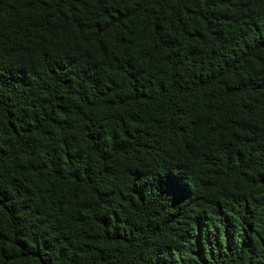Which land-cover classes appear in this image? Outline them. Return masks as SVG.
Wrapping results in <instances>:
<instances>
[{"label":"trees","instance_id":"obj_1","mask_svg":"<svg viewBox=\"0 0 264 264\" xmlns=\"http://www.w3.org/2000/svg\"><path fill=\"white\" fill-rule=\"evenodd\" d=\"M0 264H264V0H0Z\"/></svg>","mask_w":264,"mask_h":264}]
</instances>
